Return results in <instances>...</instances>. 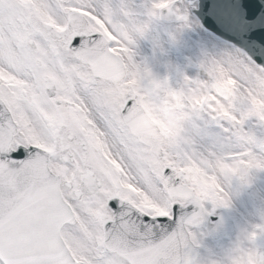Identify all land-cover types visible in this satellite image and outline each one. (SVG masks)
Masks as SVG:
<instances>
[{
  "label": "snow or ice",
  "instance_id": "snow-or-ice-1",
  "mask_svg": "<svg viewBox=\"0 0 264 264\" xmlns=\"http://www.w3.org/2000/svg\"><path fill=\"white\" fill-rule=\"evenodd\" d=\"M153 3L0 0V264H213L194 229L231 205L201 177L216 150L252 161L225 179L264 169V49L205 53L173 88L119 15L190 26L195 0Z\"/></svg>",
  "mask_w": 264,
  "mask_h": 264
},
{
  "label": "rangeland",
  "instance_id": "rangeland-1",
  "mask_svg": "<svg viewBox=\"0 0 264 264\" xmlns=\"http://www.w3.org/2000/svg\"><path fill=\"white\" fill-rule=\"evenodd\" d=\"M157 0H154V3H156ZM113 7L117 9L119 12L121 7L123 5H126L129 3V0H111ZM194 8V7H193ZM192 13V9H191ZM148 15L144 14H133V15H127L124 13H121L119 15L120 21H122L125 30L127 32L128 38L124 41L126 45L132 48V50L135 53L134 58L140 57L141 60H143V51H140L138 48L141 49V46L143 49L141 50H147L149 44L152 46L151 50L153 51V43L156 47L155 52L157 53L156 61L153 62V66L156 67H165L169 64V61L171 60V53L168 49V38L166 35L162 34L159 27H155L151 23H148ZM191 31L190 33V39H189V52L188 55L191 57H199L200 59L205 58L203 57L205 53H208L209 56L215 57L220 61H225L226 52H230L234 46L229 45L215 37L213 34L206 31L198 21L196 17L193 15L190 19V26ZM172 30L175 31L176 35L173 33L175 37L179 36L181 34V27L179 25H173ZM150 33L153 35V37L145 36V34ZM188 33V34H189ZM143 39L151 40V42L143 41ZM140 53L141 56H138L137 54ZM137 61V60H136ZM224 68H227V63H223L221 65ZM231 81V79L229 78ZM186 124L185 122H181ZM250 161V160H249ZM212 162L214 160L212 159ZM252 163V161L248 162L249 164ZM214 166V164H213ZM217 167V165H216ZM251 177L248 180L249 186H241L239 184H227L230 182L229 179L225 180L227 183H224L222 180L224 188L229 190L231 194L233 195V198H227L230 200V209L235 213L237 216L236 219H238V229L236 233L233 235L232 238L225 241H219V242H213L206 238L204 232L202 230H194L198 234V238L201 241V250L200 254L204 257H206L208 260L215 261L217 257L223 256L224 250H227L230 248L234 243L237 241L238 237L241 236V234L246 230L247 225H250L253 221L247 220V215L249 214L248 211L251 209L252 202L258 197L264 198V183L260 181L258 177H255V172L253 170L250 171ZM258 176L261 177L262 180H264V174L261 172H258ZM230 185V186H228ZM247 188L249 189L247 191ZM264 200V199H263ZM210 203V202H209ZM248 208L247 211L245 208ZM250 207V208H249ZM253 224L251 225V227ZM249 229V227H248ZM260 238V234L258 235ZM257 240L253 242V245H255ZM252 242V241H251ZM247 245V243H246ZM252 244L249 243V247H253Z\"/></svg>",
  "mask_w": 264,
  "mask_h": 264
},
{
  "label": "water",
  "instance_id": "water-1",
  "mask_svg": "<svg viewBox=\"0 0 264 264\" xmlns=\"http://www.w3.org/2000/svg\"><path fill=\"white\" fill-rule=\"evenodd\" d=\"M199 1L196 14L206 27L239 47L264 49V0Z\"/></svg>",
  "mask_w": 264,
  "mask_h": 264
},
{
  "label": "clouds",
  "instance_id": "clouds-1",
  "mask_svg": "<svg viewBox=\"0 0 264 264\" xmlns=\"http://www.w3.org/2000/svg\"><path fill=\"white\" fill-rule=\"evenodd\" d=\"M252 231L256 229L245 230L234 245L228 248L223 256L217 257L213 264H264V253H257L256 248L245 244V241H252L250 237ZM257 235H259L258 232Z\"/></svg>",
  "mask_w": 264,
  "mask_h": 264
},
{
  "label": "flooded vegetation",
  "instance_id": "flooded-vegetation-1",
  "mask_svg": "<svg viewBox=\"0 0 264 264\" xmlns=\"http://www.w3.org/2000/svg\"><path fill=\"white\" fill-rule=\"evenodd\" d=\"M155 76L159 77V78H164V77H168L169 78V84L173 87V88H178L181 85H183L184 83V77L186 76L188 79H195V78H204L205 77V73L204 71H189V70H184V69H179V67L170 71H166L164 73V75L161 73V71H151ZM166 75V76H165ZM184 113H179V119L180 117L183 118L184 117ZM187 119V118H186ZM228 149H224V150H217L219 152H225L227 153ZM241 151V149H240ZM235 152H237V150H235ZM229 165V163H226ZM242 164L241 161H238V163L236 164L237 166H240ZM233 167V165H229L228 169H224L222 170V172L224 173L225 171H230V168ZM224 175V174H223ZM225 177V176H224ZM202 178V177H201ZM203 182L205 185H208L205 180L202 178ZM227 180V179H226Z\"/></svg>",
  "mask_w": 264,
  "mask_h": 264
}]
</instances>
